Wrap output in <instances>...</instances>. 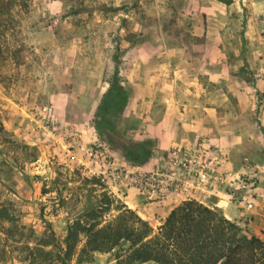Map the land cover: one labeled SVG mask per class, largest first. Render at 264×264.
<instances>
[{"label": "rangeland", "instance_id": "1", "mask_svg": "<svg viewBox=\"0 0 264 264\" xmlns=\"http://www.w3.org/2000/svg\"><path fill=\"white\" fill-rule=\"evenodd\" d=\"M161 66L166 75L169 68L190 72L186 79L217 103L213 140L231 154L229 178L234 187L245 181L248 163L262 193L252 210L243 190L217 208L264 241V0H0V204L16 223L0 233V264H28L27 245L50 232L61 241L73 220L104 208L103 194L112 199L105 220L118 204L134 210L125 202L129 192L150 203L114 175L160 166L133 167L156 154L149 133L163 105L144 106L134 117L127 100L103 98L111 89L128 98L134 71L144 80ZM227 185L215 187L227 194ZM153 204L163 209L134 211L156 230L177 203ZM83 242L81 236L77 250ZM117 252L80 262L74 255L67 264H122Z\"/></svg>", "mask_w": 264, "mask_h": 264}, {"label": "trees", "instance_id": "2", "mask_svg": "<svg viewBox=\"0 0 264 264\" xmlns=\"http://www.w3.org/2000/svg\"><path fill=\"white\" fill-rule=\"evenodd\" d=\"M219 1L229 4L232 0ZM110 92L113 98L105 95L104 102L115 97L114 103L126 102V92ZM102 200L104 208L91 209L83 218L73 220L61 241L50 232L32 247L27 245L28 264H67L74 255L79 262L90 261L94 252H108L115 247L119 248L115 258L122 264H264V241L217 207L195 199L183 200L154 230L124 204L116 205V213L108 220L102 219L112 199L103 194ZM4 224L9 227L4 228ZM15 224L13 213L0 204V233L8 232ZM81 236L84 242L77 250Z\"/></svg>", "mask_w": 264, "mask_h": 264}, {"label": "crops", "instance_id": "3", "mask_svg": "<svg viewBox=\"0 0 264 264\" xmlns=\"http://www.w3.org/2000/svg\"><path fill=\"white\" fill-rule=\"evenodd\" d=\"M169 69L166 75L165 69L161 66L153 73L148 72L144 80H139L136 71H134V79L131 86L134 91L132 90L133 92H131L127 98L128 105L126 108H129V112L136 117L141 114L144 106L149 108L151 104H156L157 101H160L163 105L164 112L160 117H157L159 123L153 126L149 133L151 139L155 141L157 150L154 151L156 154L149 158L144 166L135 165L133 167L154 168L158 164L162 165L172 145L189 146L200 136L208 137L211 140L218 139V136L214 134L215 130L218 129L219 119L217 103H214V101L211 103L212 96L209 94L210 92L208 93L206 91L207 88L199 82L187 80L186 74H190V72L185 71V73H182L178 70H172L173 68ZM203 72L208 74L209 80H213L211 74L209 75L207 71ZM176 74L182 77L180 81L177 80ZM174 75L176 79L173 78ZM138 86H141L145 93L138 92ZM208 94L209 99L207 101L206 97H208ZM158 95H161L162 99L157 100ZM215 98L214 94L213 99ZM149 118L148 116L147 119L149 120ZM153 119H155V117ZM236 135L237 133H235L233 138ZM235 140L238 141V139ZM217 143H219L220 149L226 154L227 160L224 165L229 171V168L232 167L231 154L223 148L222 142L217 141ZM234 186H236L235 182ZM132 195L133 194L129 192V200L125 202H127L128 206L134 208V210L137 209L136 212L140 214V216H143L144 213L154 215L153 211L163 209V206L157 207L153 203L144 204L140 197L137 196V198L133 199ZM207 195L213 196V203L208 202V198H206ZM196 196L197 200L201 201L203 204L211 207L216 206L224 208V210L229 203L226 193L224 194L223 191L217 187L208 188V192L205 193L198 192ZM171 205L172 204L165 209L163 217L168 214L172 208ZM252 224V220H249L247 223V225ZM254 233H256V229ZM259 234L261 236V232Z\"/></svg>", "mask_w": 264, "mask_h": 264}, {"label": "built area", "instance_id": "4", "mask_svg": "<svg viewBox=\"0 0 264 264\" xmlns=\"http://www.w3.org/2000/svg\"><path fill=\"white\" fill-rule=\"evenodd\" d=\"M226 160L219 143L208 137H198L189 146H170L164 165L152 170L131 171L123 177L115 174L114 179L120 183L127 179L145 194L150 203L170 201L178 204L187 199L197 200L198 192L205 193L208 188L228 184V200L234 198L237 190H243L245 207L252 210L262 199V193L253 182L258 174L245 163L246 180L234 187V181L229 178V171L224 165Z\"/></svg>", "mask_w": 264, "mask_h": 264}]
</instances>
